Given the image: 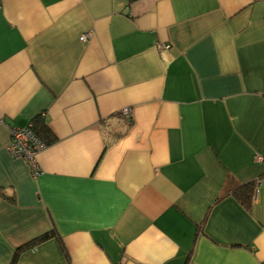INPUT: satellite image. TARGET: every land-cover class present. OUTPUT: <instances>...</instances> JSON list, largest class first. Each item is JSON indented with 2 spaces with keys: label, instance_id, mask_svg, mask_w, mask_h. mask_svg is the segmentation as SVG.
Returning a JSON list of instances; mask_svg holds the SVG:
<instances>
[{
  "label": "crops",
  "instance_id": "crops-1",
  "mask_svg": "<svg viewBox=\"0 0 264 264\" xmlns=\"http://www.w3.org/2000/svg\"><path fill=\"white\" fill-rule=\"evenodd\" d=\"M258 156L264 0H0V264H264Z\"/></svg>",
  "mask_w": 264,
  "mask_h": 264
},
{
  "label": "built area",
  "instance_id": "built-area-1",
  "mask_svg": "<svg viewBox=\"0 0 264 264\" xmlns=\"http://www.w3.org/2000/svg\"><path fill=\"white\" fill-rule=\"evenodd\" d=\"M88 35L82 36L81 40H86ZM161 48H170L169 45L161 46ZM125 114H130V110H126ZM47 143L38 135L33 124L25 128H13L10 145L8 150L17 158H22L31 165L35 175L40 174V167L37 161L38 154L47 147ZM257 160L262 162L264 158L258 156Z\"/></svg>",
  "mask_w": 264,
  "mask_h": 264
},
{
  "label": "trees",
  "instance_id": "trees-1",
  "mask_svg": "<svg viewBox=\"0 0 264 264\" xmlns=\"http://www.w3.org/2000/svg\"><path fill=\"white\" fill-rule=\"evenodd\" d=\"M35 130H36V128H35ZM38 134L39 135L41 134L43 136V134L41 132H39ZM41 135H40V137L43 139V137ZM255 188H256L255 183H253V182H249L247 184H240L237 187H235L234 189H232L230 191V194L233 195L234 197H236L237 199H239L241 204H243L246 208H250L251 202L254 198ZM54 236H55L54 232H48V233L43 234L39 238L29 242L28 244L17 248L15 253H14V257L12 259L11 264H17V262L20 258V255L22 253L30 250L33 247H36L39 243H41L43 241H47L49 239H52Z\"/></svg>",
  "mask_w": 264,
  "mask_h": 264
},
{
  "label": "rangeland",
  "instance_id": "rangeland-1",
  "mask_svg": "<svg viewBox=\"0 0 264 264\" xmlns=\"http://www.w3.org/2000/svg\"><path fill=\"white\" fill-rule=\"evenodd\" d=\"M37 131V130H36ZM38 133V132H37ZM39 135V134H38ZM40 136V135H39ZM44 140V139H43ZM45 141V140H44Z\"/></svg>",
  "mask_w": 264,
  "mask_h": 264
}]
</instances>
